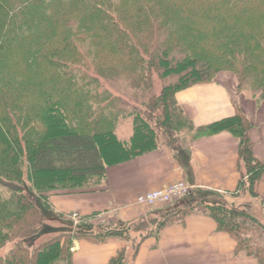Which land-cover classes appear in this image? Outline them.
I'll list each match as a JSON object with an SVG mask.
<instances>
[{"label":"trees","instance_id":"obj_1","mask_svg":"<svg viewBox=\"0 0 264 264\" xmlns=\"http://www.w3.org/2000/svg\"><path fill=\"white\" fill-rule=\"evenodd\" d=\"M222 73L264 102V0H0V251L13 245L0 264H73L75 240L130 242L131 225L117 222L29 243L44 233L53 195L100 186L108 167L156 151L160 139L232 134L239 190L260 199L264 165L247 116L196 129L177 100ZM116 79L129 95L111 87ZM127 118L133 135L123 141L116 131ZM193 213L215 220L236 255L264 264V225L240 208L197 203L158 229ZM109 264H128V247Z\"/></svg>","mask_w":264,"mask_h":264},{"label":"crops","instance_id":"obj_2","mask_svg":"<svg viewBox=\"0 0 264 264\" xmlns=\"http://www.w3.org/2000/svg\"><path fill=\"white\" fill-rule=\"evenodd\" d=\"M221 75L227 76L182 91L177 100L196 129L231 118L238 111L244 113L253 126L250 138L254 155L264 165V102L239 93L237 79L231 74ZM196 135L197 132L183 135L172 146L160 139L156 151L108 167L100 186L52 196V208L65 217L78 213L85 225L87 222L106 225L126 222L134 234L139 224L149 225L148 232L138 231L139 238L143 234L147 237L140 245L135 264H255L244 254L236 255V242L227 233L220 232L215 220L207 215L193 213L182 222L163 225L161 230L154 228L155 224L167 220L169 212L188 209L200 202H219L254 214L249 193L239 190L244 173L239 139L228 132ZM177 182L194 187L189 195L196 201L179 198L174 204L152 207L137 204L139 196ZM256 193L264 200V176L256 186ZM253 199L261 204L260 199ZM244 200L249 205L241 203ZM125 247L126 242L115 238L99 244L75 240L73 264H109Z\"/></svg>","mask_w":264,"mask_h":264},{"label":"rangeland","instance_id":"obj_3","mask_svg":"<svg viewBox=\"0 0 264 264\" xmlns=\"http://www.w3.org/2000/svg\"><path fill=\"white\" fill-rule=\"evenodd\" d=\"M222 74H224V73H222ZM227 74H231V73H227ZM231 75H232V77L234 79H236L235 75H233V74H231ZM226 76L227 75H225V76L223 75L222 76L220 74L216 78L215 81L220 80V79H222L223 77H226ZM225 82L226 83H229L228 81H225ZM155 83L157 84L156 85L157 87H160L161 86L159 84L160 83V79H157L156 78L155 79ZM126 86H128V83H127V81L125 79H116L115 84L111 85V87L113 89H115V91L118 94L124 95V96L125 95L126 96L129 95V92L125 91V88H127ZM243 92L246 93L249 96H252L256 100H259V98L253 94V92H250L249 90H245ZM119 125L120 126L117 129V136L119 137V139L127 140L128 141L129 138L133 135V119L132 118L124 119V120H122L120 122ZM58 195H60V194H58ZM249 195H248V200H249L250 204L253 206V210H254L253 211L254 212L253 215L257 218V220L259 221V223H261L262 225H264V210L262 211V209L260 207L261 204H259V203L256 204L255 201H254V199L252 198V196L251 195L249 196ZM53 196H55V195H53ZM191 197L192 196H190L188 194V195H185L182 198H183V200H186L187 202H194V201H196L195 197L192 198V199H191ZM182 198H180V199H182ZM174 203L175 202H173L172 204H174ZM241 203L248 204L245 200L244 201H241ZM215 204H219V202H217ZM179 211L180 210H177L176 212H174V211L169 212V214L167 215L168 216L167 217V220L169 219V217L172 218L173 215L177 214ZM50 214H51V218H48L45 221V227L46 228H45L44 233L43 234H40V235L39 234L36 235L31 241H29V243L31 244V246H33V245L37 246V245L41 244L42 242H44V241H46V240H48V239H50V238H52V237H54V236L62 233V232L64 233V232L70 231V230L75 231L79 227L81 229H83V230H87V231H90V232H97L101 228H105V226H106V224H100L99 222L98 223H89V222H87V225H85L86 222H83L82 223V219H80V221L77 223L72 218V215L74 213H72L71 216H68V217H65L64 216V217L58 219L56 216L59 215V214L55 211L54 208H52V212L50 211ZM114 223H117V222H114ZM159 225H161L160 222L158 224H155L154 228L159 227ZM138 227L139 228L137 229V234L136 233L135 234L134 233L129 234V236H130V242L126 243L127 244V247H128V264H132V261H133L132 258H133V254H134V247H135V244L138 243L139 240H140L138 231L139 232L141 231V232L145 233V232H148L151 229L149 225H144V224H139ZM143 236H146L147 237L146 234H143ZM12 247H13V245L7 246L5 249H3V250L0 251V255L6 254L9 250H11Z\"/></svg>","mask_w":264,"mask_h":264},{"label":"built area","instance_id":"obj_4","mask_svg":"<svg viewBox=\"0 0 264 264\" xmlns=\"http://www.w3.org/2000/svg\"><path fill=\"white\" fill-rule=\"evenodd\" d=\"M194 190V187L188 185L185 182H177L167 187L160 188L154 191H150L138 197L137 204L140 206H155L158 204H171L175 200L190 194ZM72 218L78 223L80 221V215L74 213Z\"/></svg>","mask_w":264,"mask_h":264}]
</instances>
